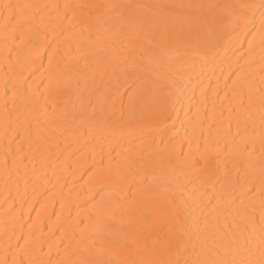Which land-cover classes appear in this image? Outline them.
I'll list each match as a JSON object with an SVG mask.
<instances>
[{"label": "bare ground", "instance_id": "obj_1", "mask_svg": "<svg viewBox=\"0 0 264 264\" xmlns=\"http://www.w3.org/2000/svg\"><path fill=\"white\" fill-rule=\"evenodd\" d=\"M5 3L59 4V12L69 19L72 13L63 8L64 4L250 3L257 8L249 10L254 25L218 33L211 55L197 63L194 72L182 68L179 62L172 66L184 76L169 108L171 120L165 124L138 116L129 124L120 120L121 102L127 104V96L123 95L127 85L113 76L111 68L104 71L102 54L97 50L99 45L82 37L79 27L62 36L57 27L61 21L54 17L49 24L51 9L44 10V25L31 41L27 37L23 43L9 39L6 45L3 36L7 14L2 8ZM260 3L261 0H0V258L9 245L14 252L17 244L23 247L26 239L33 258L45 262L64 259L66 235L72 230L79 235L81 229L87 234L94 226L89 217L124 202L125 197L142 186L145 175L161 191L172 186L178 188L176 198L188 205L183 215L193 230L197 223L203 229L205 220L212 227L225 223L228 212L235 207L229 208L227 203L231 191L229 180L236 186L237 195L240 185L253 188L250 199L258 220L262 180L259 137L264 134L258 116L255 124H250L256 141L251 170L242 169L239 173L225 156L224 139L217 136L215 129H209L206 122L194 134L193 125L198 112L201 117L206 111L211 114L213 90L217 85V109L223 101L225 117L228 115L224 100L226 84L230 87L237 75L244 74L253 76L255 86H261L259 80L264 67L258 40L253 55L255 62H245L249 41L260 27ZM63 23L67 24V20ZM69 40L73 53L79 47L78 63L68 57L57 64L60 59L57 53L65 52ZM114 43L119 46V41ZM50 57L53 58L51 65ZM68 60H71V72L65 67ZM202 87L208 89L207 109L201 105ZM8 112L12 113L11 119L7 118ZM232 129L235 133V121ZM206 139L212 152L207 167L215 174L210 183L203 182L201 172L205 160L196 150L197 143L202 145ZM173 151L177 155L194 154L195 166L181 170L174 164L169 165V153ZM216 152L220 153L218 160ZM128 155L137 161L135 168L129 169L123 162V157ZM244 159L247 160V154ZM142 164L150 167L142 168ZM161 208L167 210L166 201Z\"/></svg>", "mask_w": 264, "mask_h": 264}, {"label": "snow or ice", "instance_id": "obj_2", "mask_svg": "<svg viewBox=\"0 0 264 264\" xmlns=\"http://www.w3.org/2000/svg\"><path fill=\"white\" fill-rule=\"evenodd\" d=\"M2 8L7 14L3 36L6 45L9 39L23 43L27 37L31 41L44 25L46 9H51L48 12L49 24L54 17L61 21L57 27L62 36L66 31L79 27L82 37L99 45L97 50L102 54L104 71L111 68L113 76L127 85L123 93L127 96V104L121 102L120 120L131 124L139 116L149 122L159 120L166 124L171 120L169 108L181 89L184 76V73L174 71L172 66L179 62L182 68L194 72L197 63L211 55L218 33L226 29L235 32L241 25L244 28L254 25L249 10L256 9L257 5L64 4L65 10H71V19L59 12V4L5 3ZM259 9L260 27L255 29L254 35L252 31L248 33L253 35V39L249 41L245 62H255L253 55L258 40L264 67V0H261ZM65 20L67 24L63 23ZM114 41H119V46ZM78 53L79 47L76 53L72 52L69 40L65 52L57 53L60 59L56 63L68 57L78 63ZM241 58H244L243 54ZM52 62L50 57V65ZM65 67L68 72L72 71L71 60ZM259 84L261 86H255V78L244 74L237 75L230 87L226 84L227 117L223 101L217 109V85L213 90L211 114L206 111L201 117L198 112L197 122L193 125L194 134L206 122L209 129H215L217 136L224 139V154L231 159L237 173L242 169L251 170L256 141L250 124H255V117L258 116L264 128V72L260 75ZM201 97V105L207 109L209 96L206 87L201 88ZM5 109L7 111V101ZM11 117L12 113L8 112L7 118ZM28 135L31 139L30 130ZM215 143L219 148L218 139ZM259 145L262 180L258 220L256 207L250 199L253 188L240 185L237 195L236 186L229 180L231 191L227 203L229 208L235 207L228 212L225 223L212 227L205 220L203 229L197 223L193 230L183 215L188 205L183 199L176 198L178 188L172 186L161 191L145 175L142 186L137 187L130 197H125L124 202H117L115 207L105 209L102 214L89 217L94 226L87 234L81 229L79 235L75 230L66 235L64 259L45 262L33 258L31 246L21 237L25 239L23 247L17 244L13 252L9 245L0 258V264H264V134L259 137ZM189 147L191 152V145ZM196 150L205 160V168L201 172L203 182L210 183L215 175L207 167L212 158L211 145L206 139L202 145L197 143ZM245 154L247 160L244 159ZM219 155V152L215 153L217 160ZM194 158V154L177 155L173 151L169 153L168 164H174L181 170L192 168L195 166ZM123 162L129 169L137 165L131 155L123 157ZM141 167L150 165L142 164ZM108 174L111 176V169ZM152 179L156 177L153 175ZM164 201L167 203L166 211L161 208Z\"/></svg>", "mask_w": 264, "mask_h": 264}]
</instances>
